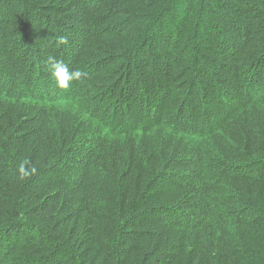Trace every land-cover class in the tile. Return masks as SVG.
Segmentation results:
<instances>
[{"label": "trees", "instance_id": "trees-1", "mask_svg": "<svg viewBox=\"0 0 264 264\" xmlns=\"http://www.w3.org/2000/svg\"><path fill=\"white\" fill-rule=\"evenodd\" d=\"M0 264H264V0H0Z\"/></svg>", "mask_w": 264, "mask_h": 264}, {"label": "clouds", "instance_id": "clouds-1", "mask_svg": "<svg viewBox=\"0 0 264 264\" xmlns=\"http://www.w3.org/2000/svg\"><path fill=\"white\" fill-rule=\"evenodd\" d=\"M62 42L66 43L64 38H61ZM48 67L52 76L55 79L58 87L67 89L74 81H78L87 76V73L80 69L71 68L64 60L54 57L49 58ZM18 178L21 181H25L31 178L34 174H37V168L29 165L27 162H21L18 166Z\"/></svg>", "mask_w": 264, "mask_h": 264}]
</instances>
